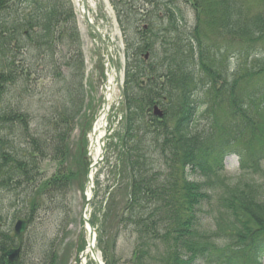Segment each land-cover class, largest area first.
<instances>
[{
    "label": "trees",
    "instance_id": "obj_1",
    "mask_svg": "<svg viewBox=\"0 0 264 264\" xmlns=\"http://www.w3.org/2000/svg\"><path fill=\"white\" fill-rule=\"evenodd\" d=\"M148 1L152 3L148 15L165 22L156 30L149 22L133 40H125V106L117 144L116 189L124 192L125 202L116 217L137 234L131 264H262L264 202L256 196L264 189V7L251 12V0H183L195 13V23L187 29L179 0ZM123 2L126 7L118 21L131 25L134 6L132 1ZM221 39L225 44L236 40L241 46L212 44ZM64 43H69L63 54L69 55L64 63L68 74L58 76L70 79L64 86V101L53 105L56 94L48 101L56 108L52 124H73L85 99L83 55L72 4L70 0H0V264H17L4 256L15 235L10 229L1 230L2 192L16 196L9 207L24 193L20 209L33 212L41 198L52 199L71 176L86 172L85 137L73 160L62 137L51 144L30 138L36 144L32 150H39L43 159L51 156L61 166L66 162L75 168L69 170L64 164L44 180L36 179V154L23 151V141L17 139L29 135L30 115L11 96H33L37 77L33 87L30 81L38 71L31 64L38 61L45 68L44 77L51 76L58 64L56 49ZM156 46L162 50L158 62L152 58ZM232 49L236 68L230 81L222 65ZM146 52L149 56L144 59ZM245 62L251 64L248 72ZM259 75L262 83L254 80ZM241 76H248L247 82ZM224 102L229 104L226 126L230 128L216 119ZM153 105L162 110L161 117L152 113ZM201 121L207 127L199 128ZM242 141L259 145L250 151L240 146ZM232 153L239 158V170L253 176L250 182L229 186L217 181L225 156ZM190 173L199 179H190ZM114 197L110 192L104 219L114 211ZM211 200L218 207V221L227 227L217 234H200L197 208L211 205ZM31 217L25 216L28 221ZM99 235L100 245L104 244ZM108 248H102L104 263L117 264ZM244 249H249V257L239 254Z\"/></svg>",
    "mask_w": 264,
    "mask_h": 264
},
{
    "label": "rangeland",
    "instance_id": "obj_2",
    "mask_svg": "<svg viewBox=\"0 0 264 264\" xmlns=\"http://www.w3.org/2000/svg\"><path fill=\"white\" fill-rule=\"evenodd\" d=\"M132 1L134 6L135 14L131 25L128 23L118 22V16L122 14L121 10L125 9L123 0H93L92 13L97 18L98 28L103 34L104 38L109 41L112 45L113 51L116 55V61L118 63L119 69L123 72L124 63V49L125 40L128 38L133 40V35H136L138 29H142L147 23L151 22L153 30L161 27L165 21L159 22L152 18V15H148L149 11L152 9V3L148 0H125ZM260 1V2H259ZM251 0L248 4V11H256L264 7L262 0ZM74 2V0H73ZM75 3V2H74ZM128 3V2H127ZM179 7L182 9V15L184 18V24L187 29L192 27L195 23V13L191 3L183 0L178 1ZM76 7V6H75ZM76 10V9H75ZM147 11V15L145 12ZM77 12V10H76ZM78 13V12H77ZM147 17H149L147 19ZM79 30H80V50L84 54L85 58V74L84 79L85 84V99L83 102V107L77 118L74 120L73 124H52V117L55 115V109L51 107L49 100L51 101L53 95L56 94V99L53 105H59L61 100H63L62 95L64 94V86L69 78L61 80L59 73L63 75L68 74V69L64 63L67 62L69 55L63 57V54L68 50L69 43L65 46L60 45L55 52V58L58 62L55 67L51 69V76H45V68L43 65L39 64L38 61H34L31 64L33 70H37L38 73L31 76L30 85L33 87L34 78L36 80V88L34 89L33 96L25 97L16 93L11 96V101L14 104H21V109L25 110L30 115V122L28 125V136L17 137L18 140L22 142V150L26 152H32L37 156V162L39 167V175L36 179H48L53 174L58 171V168H63L64 164L67 165L68 169L72 171L75 170L73 164L64 162L62 166L58 164L57 161L52 159L51 156H47L43 159L38 153L39 150H32V146L35 143L30 142V138H35L42 142L43 144H51L52 139L59 140L60 137L64 139L69 147L68 154L70 158H76L77 147L82 145V137H86L92 127V124L97 117L98 111L101 107V96L99 85L95 84L94 79L97 78V73L93 66L97 63L104 61V51H101V56L97 57V46L94 39L92 38L93 33L89 30L86 23L79 18L77 14ZM165 18V17H164ZM117 19V20H116ZM126 22H128L126 20ZM123 24V26L121 24ZM92 34V36H91ZM151 33L147 34L150 37ZM137 36V35H136ZM159 40V39H158ZM211 39L210 42H212ZM225 39L217 41L215 44L217 47L234 48L240 47L241 43L232 40L228 41L227 44L224 43ZM68 42V39L66 40ZM78 43H76V48L78 49ZM160 40L156 45L159 46ZM156 55L153 56V60L158 62L162 57L161 49L156 46L154 48ZM233 49L226 55L222 68L228 74L230 81L233 80L231 71L235 69L236 58L233 57ZM100 60H99V59ZM244 60V59H243ZM251 67L250 62L244 63V69L247 72ZM48 69V68H47ZM243 70V69H242ZM241 70V73H242ZM244 76V75H243ZM241 76V81L247 82L248 76L245 78ZM51 77V78H50ZM243 77V78H242ZM53 79V82H49ZM83 79V82H84ZM72 80H76L72 78ZM144 80V79H143ZM259 83L263 82V78L259 75L254 79ZM91 81V83H90ZM143 82V81H141ZM242 82V83H243ZM144 83V82H143ZM142 83V84H143ZM94 85V88L92 87ZM135 95V92H132ZM64 101V100H63ZM119 106H115L111 109L110 116L107 119H111L115 122V127L113 132L107 136L104 143V156L103 159L98 163L94 178H93V195L90 198V202L87 207L86 215L93 224L95 229L96 243L95 251L98 255L103 258L102 248L109 247L110 258H114L117 264H131L132 256L134 254V245L137 234L132 226L124 225L123 222L119 221L116 217L117 213L121 211L122 206L125 202V194L122 190L116 189L120 183V177L118 173V139L119 134L122 132V124H119L121 114L118 113ZM229 110V104L224 102L220 109L218 110L217 121L218 124H223L224 127L228 124L227 121V111ZM205 121L199 123V128L207 127ZM54 137V138H53ZM17 140V141H18ZM55 140V141H56ZM21 144V143H20ZM259 143L253 142L251 144H246L245 141L240 143L241 147L247 148L250 151L255 150ZM87 147V145H85ZM87 151V150H86ZM30 154V153H29ZM157 159V157H154ZM67 161V160H66ZM238 156L236 154H229L224 159L225 169L218 176L217 181L222 182L221 185L228 184L229 186L243 185L250 182L251 177L246 173H242L238 168ZM158 168L163 170V166H158ZM69 169V170H70ZM166 174L168 170L165 171ZM190 179L198 180L199 177L196 174L190 173L187 175ZM255 177V176H254ZM86 181L85 172H81L79 176L73 175L67 180V186L62 192L56 193L52 199L41 198L39 200V207L33 212L29 211V208H22L20 201L24 197V193L20 195L15 201L14 206L9 207V201L16 199V196L10 192H2V205L3 209V219H2V232L10 229L13 234L14 224L18 219H24L26 221V227L23 232L19 235H15L14 245L16 247L20 242V254L19 258L12 262L17 264H76L75 257L78 254L79 248L86 246L88 241V233L83 228L82 222V212L85 200V190L84 184ZM34 184V186H36ZM25 192V189H24ZM114 194V211L104 219L103 214L106 212V205L108 202L109 193ZM256 199L264 202V189L257 194ZM212 204L204 203L197 208L198 215V226L197 231L200 234H217L222 232V228L226 225H222L218 219V207L210 201ZM20 209V210H19ZM19 210V211H18ZM32 215L31 220L28 221L25 216ZM221 226H218V224ZM227 227V226H226ZM6 233V232H4ZM100 237L104 244L100 245ZM115 237V238H114ZM2 236L0 237V239ZM114 240V246H113ZM10 246L7 247V249ZM162 249V246H161ZM242 257H249V249H244L239 252ZM5 256V255H4ZM51 258L52 261H51ZM86 264H96L95 261L87 255ZM196 264H207V262H197ZM262 264H264V257L262 258Z\"/></svg>",
    "mask_w": 264,
    "mask_h": 264
},
{
    "label": "water",
    "instance_id": "obj_3",
    "mask_svg": "<svg viewBox=\"0 0 264 264\" xmlns=\"http://www.w3.org/2000/svg\"><path fill=\"white\" fill-rule=\"evenodd\" d=\"M82 3V6H83V9L84 11L86 10V7H87V2L86 0H81ZM83 17L86 21L90 22L89 19L87 18L85 12L83 13ZM93 29V32L95 33V36H96V40H97V43L98 44H103L105 50H106V53L108 55H110V57L113 58V55H112V50L109 48L108 46V43L103 39V37L101 36L99 30L94 27L92 24L90 25ZM113 65H114V68L116 69V72H117V68H116V63L114 62L113 60ZM118 84H119V89H120V79H118ZM121 98L123 97V94L121 92ZM103 103H104V106H105V103L106 101L104 99H102ZM153 112L154 114H157L158 116H161L162 115V112L161 110L157 107V106H154L153 108ZM113 123L110 121L109 122V125H108V128L106 130V133H109L112 129H113ZM100 145L101 147L103 146V141H104V138H100ZM102 155H103V151L100 152L98 158L96 159V161L91 164V158L90 156L88 155V158H89V161H90V164L87 168V179H86V183H85V188L87 186V184H90L89 187L91 188L92 187V179L90 178V172L91 170L97 165V163L101 160L102 158ZM89 204V198H86L85 201H84V208H83V215H82V219H83V223H84V226L87 224V227H88V230H89V242L87 244V249L88 251L93 255V258L94 260L96 261L97 264H102V262L100 261V259L98 258V256L96 255V253L94 252V249H93V244H94V230L88 220V218L84 215V211L87 207V205ZM26 227V221L25 220H22V219H18L16 222H15V225H14V232L16 234H20L21 232L24 231ZM19 252H20V245L16 248H12V249H8L5 251V255L8 257V259L10 261H15L19 258ZM87 252V250L83 251L81 253V255H84L85 253Z\"/></svg>",
    "mask_w": 264,
    "mask_h": 264
},
{
    "label": "bare ground",
    "instance_id": "obj_4",
    "mask_svg": "<svg viewBox=\"0 0 264 264\" xmlns=\"http://www.w3.org/2000/svg\"><path fill=\"white\" fill-rule=\"evenodd\" d=\"M79 1V0H76ZM89 4L90 6L93 5V0H89ZM79 9L80 11H82V7L79 5ZM108 80L105 84V88L104 90H102V95L106 101V106L105 108L99 113L97 120L95 122L94 125V134L91 135L90 137V146H89V153L91 156V164H93L96 159L98 154L100 153V138L103 136L105 128H106V123H107V116L110 110V106H111V101L113 98V86H114V82H113V77L111 75L107 76ZM94 172L95 170L92 169L90 172V177L93 178L94 176ZM87 193L89 194V191H87ZM91 257H93V255L91 254ZM99 258V256H98ZM86 260H87V255L83 258V261L81 264H86Z\"/></svg>",
    "mask_w": 264,
    "mask_h": 264
}]
</instances>
